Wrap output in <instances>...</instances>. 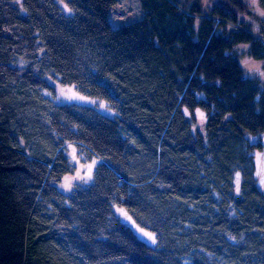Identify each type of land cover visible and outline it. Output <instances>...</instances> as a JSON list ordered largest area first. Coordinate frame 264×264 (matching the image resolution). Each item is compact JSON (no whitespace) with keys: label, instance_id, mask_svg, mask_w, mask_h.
<instances>
[{"label":"trees","instance_id":"obj_1","mask_svg":"<svg viewBox=\"0 0 264 264\" xmlns=\"http://www.w3.org/2000/svg\"><path fill=\"white\" fill-rule=\"evenodd\" d=\"M116 2L0 0V264H264V72L241 61L264 62V20L140 0L115 28ZM50 78L114 115L55 104ZM92 157L91 182L61 189Z\"/></svg>","mask_w":264,"mask_h":264},{"label":"rangeland","instance_id":"obj_2","mask_svg":"<svg viewBox=\"0 0 264 264\" xmlns=\"http://www.w3.org/2000/svg\"><path fill=\"white\" fill-rule=\"evenodd\" d=\"M22 0H15V3L20 7L22 13H25V8L21 3ZM186 5H192L194 3H199L200 8L203 13H207L210 11L211 7L217 0H181ZM246 5L253 11L255 17L264 20V8L260 4V0H242ZM65 7V6H64ZM69 9H67L68 11ZM144 16V12L142 10L140 0H117L115 4H113L109 10V19L113 27L117 28L120 26H124L133 22H136L142 19ZM242 20L247 22H252V24L257 27V23L253 16H249L246 13L241 15ZM243 67L246 71V74L249 75H259L263 74L264 62H257L249 58L248 56H243L241 58ZM50 83L53 85L54 90H44L43 95L47 98H50L55 104H82V105H90L96 107L100 112L113 116L114 113L110 110L104 101L93 99L91 97L85 96L79 93L75 86L73 85H62L58 82V80L50 78ZM197 124L195 126L196 129L203 131L204 121L201 114L197 112ZM262 139V136L254 137L253 140ZM255 161L257 164V178L258 183L261 190L264 192V152L259 150L255 154ZM98 164L97 157H92L91 159L82 162V165L77 171L76 176L67 177L61 189L70 191L73 186L78 185H86L91 182L92 175L95 167ZM88 168V172H87ZM116 212L119 215L120 219L128 226H130L135 233L138 235L140 239L145 241L147 244L151 246L156 245V235L155 233L140 227L134 219L128 214V212L124 208H116Z\"/></svg>","mask_w":264,"mask_h":264}]
</instances>
